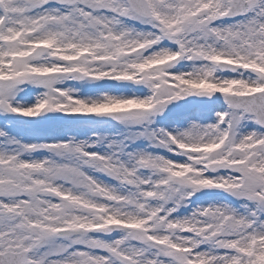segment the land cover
I'll list each match as a JSON object with an SVG mask.
<instances>
[{"label":"rangeland","instance_id":"rangeland-1","mask_svg":"<svg viewBox=\"0 0 264 264\" xmlns=\"http://www.w3.org/2000/svg\"><path fill=\"white\" fill-rule=\"evenodd\" d=\"M146 1L154 20L121 0H0V253L26 250L27 264H172L165 247L179 251L174 264H246L264 246V219L250 216L264 208V131L223 102L264 89V0L230 21L221 15L231 0ZM33 49L18 77L20 53ZM220 61L240 70L222 74ZM76 65L87 78L72 84ZM114 82L156 93V110H141V94L140 118L99 122L97 112L130 110L132 92ZM50 87L54 107L78 120L29 124ZM214 142L211 166L200 150ZM196 178L216 193L193 194ZM108 224L125 228L111 235Z\"/></svg>","mask_w":264,"mask_h":264},{"label":"water","instance_id":"water-1","mask_svg":"<svg viewBox=\"0 0 264 264\" xmlns=\"http://www.w3.org/2000/svg\"><path fill=\"white\" fill-rule=\"evenodd\" d=\"M80 1V0H79ZM129 6L132 10H134L136 13L143 15V16H149V11L147 9L146 3L143 0H126ZM253 2H243L242 0H234L231 6V9L229 10L228 14L225 16L226 18H233L237 17L242 13V10L244 8H250L252 6ZM228 71L233 72L237 69V67H229L225 66ZM74 79H78L81 77H77L76 73L70 74ZM83 78V77H82ZM263 93H258L249 97H233V96H225V100L228 103L229 106L235 108V109H243L248 114H252L256 118V122L264 127V106H263V100L264 98H261ZM259 99L253 102L248 103H235L234 99H241V100H254ZM46 121L50 120H70L74 118L73 116L69 115H63L59 114L57 112H51L48 114H44ZM39 117V116H38ZM98 118L105 120V121H113V120H124V119H130V115L128 112H115V113H106V114H99L97 115ZM36 118V117H35ZM33 118V119H35ZM0 264H26V252H20L18 254H14L11 252H6L4 254H0Z\"/></svg>","mask_w":264,"mask_h":264},{"label":"trees","instance_id":"trees-1","mask_svg":"<svg viewBox=\"0 0 264 264\" xmlns=\"http://www.w3.org/2000/svg\"><path fill=\"white\" fill-rule=\"evenodd\" d=\"M245 162V161H244ZM262 200H264V199H262ZM176 256H178V255H176ZM178 259V258H177ZM256 260H258V262H260V264H261V260H262V256H260L258 259H256ZM255 264V263H254Z\"/></svg>","mask_w":264,"mask_h":264}]
</instances>
